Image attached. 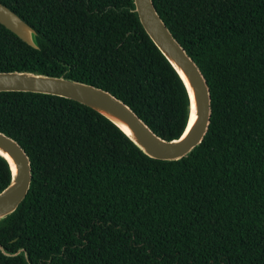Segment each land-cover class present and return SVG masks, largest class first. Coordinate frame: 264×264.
Instances as JSON below:
<instances>
[{
	"label": "trees",
	"instance_id": "16d2710c",
	"mask_svg": "<svg viewBox=\"0 0 264 264\" xmlns=\"http://www.w3.org/2000/svg\"><path fill=\"white\" fill-rule=\"evenodd\" d=\"M37 32L0 23V71L106 89L160 136L185 131L190 98L134 0H0ZM212 94L203 141L150 157L76 100L0 92V130L28 152L33 180L0 220V264H264V0H154ZM12 170L0 155V191Z\"/></svg>",
	"mask_w": 264,
	"mask_h": 264
},
{
	"label": "water",
	"instance_id": "95a60500",
	"mask_svg": "<svg viewBox=\"0 0 264 264\" xmlns=\"http://www.w3.org/2000/svg\"><path fill=\"white\" fill-rule=\"evenodd\" d=\"M134 3V11L137 12L144 29L179 73L188 91L190 116L187 127L179 138L168 140L157 134L128 103L112 92L65 76L30 70L0 71V92L29 91L76 100L110 119L150 157L161 160L181 159L203 141L209 130L212 117L211 89L197 62L161 17L154 0H134ZM0 23L31 46L38 47L35 41L36 30L1 2ZM0 155L8 161L12 170L10 183L0 191L2 220L16 211L28 195L33 180V167L26 149L1 130ZM0 247L10 256L25 251V248H20L17 252H10L1 244Z\"/></svg>",
	"mask_w": 264,
	"mask_h": 264
},
{
	"label": "bare ground",
	"instance_id": "6f19581e",
	"mask_svg": "<svg viewBox=\"0 0 264 264\" xmlns=\"http://www.w3.org/2000/svg\"><path fill=\"white\" fill-rule=\"evenodd\" d=\"M192 93V92H191ZM193 95V94H192ZM194 97V96H193ZM193 119H194V117H193ZM193 119H192V121H191V124L193 123ZM14 170H15V165H14Z\"/></svg>",
	"mask_w": 264,
	"mask_h": 264
}]
</instances>
